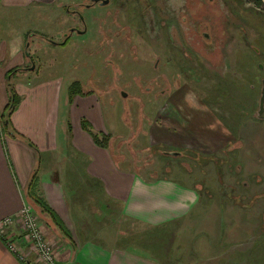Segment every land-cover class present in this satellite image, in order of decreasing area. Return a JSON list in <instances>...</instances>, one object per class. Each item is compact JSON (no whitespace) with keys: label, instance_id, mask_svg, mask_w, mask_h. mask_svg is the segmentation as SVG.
Masks as SVG:
<instances>
[{"label":"rangeland","instance_id":"374dc122","mask_svg":"<svg viewBox=\"0 0 264 264\" xmlns=\"http://www.w3.org/2000/svg\"><path fill=\"white\" fill-rule=\"evenodd\" d=\"M87 1L0 4L3 67L17 69L21 59L34 67L10 71L5 84L15 92L54 77L63 91L79 83L109 93L115 137L106 144L122 170L179 179L200 194L175 222L114 223L102 244L131 237L169 264H264V0H109L89 9ZM187 7H196L195 18ZM11 225L0 232L6 249L15 245Z\"/></svg>","mask_w":264,"mask_h":264},{"label":"crops","instance_id":"0c3cea01","mask_svg":"<svg viewBox=\"0 0 264 264\" xmlns=\"http://www.w3.org/2000/svg\"><path fill=\"white\" fill-rule=\"evenodd\" d=\"M55 1L0 0V4L18 10L33 5L50 7ZM5 53L0 46V220L14 217L22 205H28L39 218L58 264H169L165 258L159 260L151 252L136 249L131 237L123 240L119 236L112 248H106L101 240L118 222L158 227L175 222L198 204V190L179 179L150 181L122 170L110 145L94 143L83 129V121L99 140L115 137L107 114L114 110L113 102L110 97L105 100L102 90L82 91L71 102L68 84L63 91L61 79L19 84L15 87L19 103L10 112L5 130L1 118L10 97L5 76L11 71L3 67ZM23 68L34 70L21 59L17 69ZM179 175L180 179L186 176ZM8 230L19 252L29 256L25 263L20 261L0 239V264H40L35 262L18 222Z\"/></svg>","mask_w":264,"mask_h":264},{"label":"built area","instance_id":"2783aa9c","mask_svg":"<svg viewBox=\"0 0 264 264\" xmlns=\"http://www.w3.org/2000/svg\"><path fill=\"white\" fill-rule=\"evenodd\" d=\"M17 220H19L20 226H22L24 229L25 236L32 244L36 259H38L42 264H58L55 252L44 240L43 234L38 224V220L33 214L31 208L27 205H22L17 216L6 217L0 220V232H2L6 226L11 225L14 222H18ZM7 249L9 250V252L14 253L20 261L25 259L15 245L9 244L7 246Z\"/></svg>","mask_w":264,"mask_h":264},{"label":"trees","instance_id":"16d2710c","mask_svg":"<svg viewBox=\"0 0 264 264\" xmlns=\"http://www.w3.org/2000/svg\"><path fill=\"white\" fill-rule=\"evenodd\" d=\"M251 21L253 22V20H251ZM257 69H258V67H257ZM17 71H19V69H14L10 73L11 74L16 73ZM8 89H9V94H10L9 104L6 107V115L2 120V127L5 130L8 128V122L7 121L9 119L10 112H12L16 108L17 104L19 103V97L15 94V92L11 89L10 86H8ZM79 93L82 94L81 86L79 85V83H74L68 90L69 101L72 102L73 98L76 95H78ZM82 127L92 137V139L96 145L104 146V144L107 142L108 137H101V140H99L98 136L96 134L92 133V131H90L89 126L87 125V123L85 121L82 122Z\"/></svg>","mask_w":264,"mask_h":264},{"label":"flooded vegetation","instance_id":"af4514ba","mask_svg":"<svg viewBox=\"0 0 264 264\" xmlns=\"http://www.w3.org/2000/svg\"><path fill=\"white\" fill-rule=\"evenodd\" d=\"M102 1H104V0H100V1H98V2H92V0H88L87 2H86V5H87V9H89L90 7H93V6H96V5H99V6H101V7H105L107 4H108V1L109 0H107V3L105 4V5H101V2ZM120 1V0H119ZM140 1V3L142 4L143 2H142V0H139ZM198 3V2H197ZM137 5L139 6V4L137 3ZM157 10V9H159L158 8V6L156 5V6H154V7H152V9H151V12H153V10ZM162 10V9H161ZM187 10H189V12L191 13V14H193V18H195V13H196V7H187ZM147 11H149V9H147L146 10V16L144 17V18H146V21L148 20V18H147V16H148V12ZM160 11V10H159ZM161 12H163V11H161ZM161 12H160V14H161ZM205 35V34H204ZM68 36H69V33H68ZM206 36V35H205ZM68 39H69V37H67V36H65L64 37V43H66L67 41H68ZM168 41V40H167ZM118 54H120L119 53V51H118ZM81 90H82V88H81Z\"/></svg>","mask_w":264,"mask_h":264},{"label":"water","instance_id":"95a60500","mask_svg":"<svg viewBox=\"0 0 264 264\" xmlns=\"http://www.w3.org/2000/svg\"><path fill=\"white\" fill-rule=\"evenodd\" d=\"M100 0H92V2H98ZM107 3V0H104L101 2V5H105ZM34 67H31L30 70H33ZM258 119L264 118V81H262V88H261V94L259 99V107H258Z\"/></svg>","mask_w":264,"mask_h":264}]
</instances>
